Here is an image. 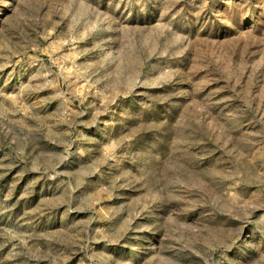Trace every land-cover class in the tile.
Segmentation results:
<instances>
[{
    "label": "rangeland",
    "instance_id": "obj_1",
    "mask_svg": "<svg viewBox=\"0 0 264 264\" xmlns=\"http://www.w3.org/2000/svg\"><path fill=\"white\" fill-rule=\"evenodd\" d=\"M0 264H264V0H0Z\"/></svg>",
    "mask_w": 264,
    "mask_h": 264
}]
</instances>
